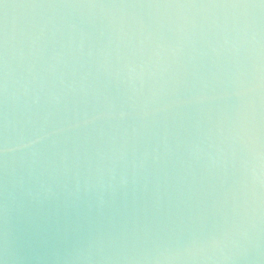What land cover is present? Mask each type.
Returning <instances> with one entry per match:
<instances>
[{"label":"water","instance_id":"95a60500","mask_svg":"<svg viewBox=\"0 0 264 264\" xmlns=\"http://www.w3.org/2000/svg\"><path fill=\"white\" fill-rule=\"evenodd\" d=\"M0 264H264V0H0Z\"/></svg>","mask_w":264,"mask_h":264}]
</instances>
